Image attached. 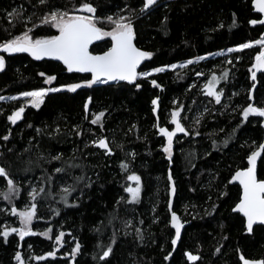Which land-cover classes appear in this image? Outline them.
<instances>
[{
	"label": "trees",
	"instance_id": "1",
	"mask_svg": "<svg viewBox=\"0 0 264 264\" xmlns=\"http://www.w3.org/2000/svg\"><path fill=\"white\" fill-rule=\"evenodd\" d=\"M83 2L49 0L40 5L39 0H0V42L39 24V18L52 8L75 12ZM88 2L97 8L103 29H109L106 16L117 18L137 10L135 43L153 53L138 72L206 58L140 78L139 89L126 82L96 83L74 93H49L38 109L25 106L20 99L0 101V166L19 190L11 202L0 195V232L20 228L12 207L23 211L37 204L31 225L36 235L21 240L11 233L7 242L0 235V264H17V252L24 264H240L241 255L264 260V227L255 226L252 234L247 233L243 218L232 210L240 189L229 184L234 172L246 168L247 157L263 140L262 118L250 116L245 121L242 110L249 104L264 107V72H258L255 81L250 75L255 56L264 47L254 43L243 51L212 56L263 39L264 24L249 21L263 20L264 14L256 12L253 0H158L142 15L138 11L142 0ZM14 9H22V16H10ZM34 31L38 37L58 34L48 25ZM108 47L109 39H105L91 52L99 54ZM0 55L6 62L0 72V96L91 79L26 53ZM224 72L228 76L217 85V91L223 92L217 104L205 88L213 74L219 78ZM48 75L57 79L45 84ZM152 79L159 88L152 86ZM88 97L92 103L85 112ZM156 98L159 125L171 130V113L180 110L181 123L189 133L173 138L171 159L163 151L167 138L156 131L151 103ZM21 106L25 107L23 118L13 125L7 117ZM100 112L105 114L101 123L92 124ZM5 135L8 140L3 139ZM101 138H106L111 153L94 144ZM56 168L63 171L58 173ZM169 172L174 195L170 194ZM132 174L140 177L136 202H129L125 191ZM257 176L264 179V153ZM69 186L72 189L64 193ZM33 188L38 191L35 201L29 195ZM41 188L44 192H39ZM5 192L6 180L0 177V194ZM173 212L183 224L175 246L171 244ZM49 228L51 239L42 235ZM61 232L64 236L58 245L55 237ZM77 243L80 250L73 255ZM108 247L112 253L100 260ZM48 252L55 256L36 259ZM186 253L200 259L189 261Z\"/></svg>",
	"mask_w": 264,
	"mask_h": 264
},
{
	"label": "snow or ice",
	"instance_id": "2",
	"mask_svg": "<svg viewBox=\"0 0 264 264\" xmlns=\"http://www.w3.org/2000/svg\"><path fill=\"white\" fill-rule=\"evenodd\" d=\"M49 0H39L40 5L48 4ZM158 4V0H142V7L138 9L139 13L142 15L149 12L153 6ZM253 6L256 12L264 14V0H253ZM126 9H121L125 11ZM136 9H132L129 15H119L117 18L113 16H106L104 19L112 25L110 31H105L103 27L99 26L102 23L101 17L97 16V8L88 0H85L75 12L81 14H70L67 10H62L59 7L50 9L45 15L39 18V24H33L32 28H28L20 35H16L10 39L0 42V52L14 54V53H27L33 59L39 61L45 58H50L53 60L61 61L66 67L67 71L72 73H90L91 79L85 80L83 83H72L61 85L59 87H39L31 91H23L19 96H10L7 99L19 100L21 97L25 98L27 103L33 108H40L44 103L45 97L49 93H57L61 91L76 92L77 89L88 87L91 88L96 83L108 84L109 82H127L133 85L137 89L141 87L140 83H137L138 79H147L156 73H162L167 68L175 69L178 67L175 64L170 66L155 67L151 71H137L138 68L147 60L153 57V53L142 50L137 47L135 41L137 40V33L134 28V13ZM86 13V14H85ZM10 16L19 18L22 16V9H14ZM167 17H165V20ZM28 22H31V17L28 18ZM250 24H264V20L253 19L249 21ZM41 25H48L56 30L58 34H50L45 36H36L35 29ZM105 38H109L110 47L101 54H93L89 49L94 42L104 41ZM259 44L264 47V39L257 40L255 42L241 43L235 48H228V52H239L244 49H249L253 47V44ZM223 55V53H220ZM211 55V54H210ZM206 57L198 56L195 60L189 59L185 64L179 65L183 68L187 65H192L200 60H204ZM5 58L0 55V72L5 70ZM231 63V60L228 61ZM252 73V80L257 79V72H264V51L259 52L255 56V63L250 69ZM41 77L45 76L44 72L39 73ZM197 75H203L202 73H197ZM228 76L227 72H224L221 77H217L215 74L212 75L211 79L208 81L205 93L209 97H213L217 104L221 103V98L223 95L222 91H217V85L221 79H226ZM57 77L55 75H48L45 79V84H51L55 81ZM153 87L159 88L160 85L155 79L151 80ZM255 85H253V88ZM252 97L249 96V99ZM6 97L0 96V101L5 100ZM92 103V97H88L87 101L84 103L85 112L88 111L89 105ZM153 112H155L159 105V98L152 100ZM25 112V107L21 106L17 110L13 111L11 115L7 117L11 124L15 125L19 120L23 118ZM105 114L100 112L91 121L92 124H100L102 117ZM181 112L180 110H175L171 113V124L174 125V130H169L167 127H160L157 124L159 133L167 138V145L163 148V151L168 154V158L171 159L173 138L176 137L177 133H184L188 135L186 128L182 125L180 120ZM242 116L245 121L249 119L250 116L264 117V107H256L249 104L246 108L242 110ZM199 135V133H197ZM4 140H8L9 136L5 135ZM94 144L101 148L106 149L108 153H111L109 144L106 138H101L98 141H94ZM264 153V144L258 146L257 150L251 152V155L247 157L248 166L242 170L235 172L234 176L231 178L229 183L238 182L242 188V193L239 198V202L232 209L233 212L242 214L246 220V231L248 234L254 232V226L260 225L264 226V179H258L257 176V159L261 157ZM134 155V154H133ZM55 160H60V156L53 157ZM122 168L127 169L126 164L121 165ZM56 172H62V168H56ZM0 177L6 180L7 192L0 195L3 199L11 202L14 195L18 194V189L16 187L15 181L10 178L8 171L4 167H0ZM82 179V178H77ZM129 181H133L136 187H127L125 191L131 194L133 201L137 199L140 193V177L136 174L129 175L127 177ZM168 180L170 182V194L174 195L176 192L175 183L173 181L171 172H169ZM72 186L65 187L63 189L64 193H69ZM39 192H44V189H39ZM31 199L35 201L37 199L38 191L33 188L29 193ZM65 199L66 196L62 197ZM171 207V205H170ZM11 213L18 216L22 227L20 228H10L5 229L0 232V235L4 237L5 242L11 233H17L21 240L26 236L36 235L32 231L33 219L37 216V204L31 203L29 207H26L23 211H17L16 207H12ZM171 226L175 229V237L171 240V244L175 246L181 238V229L183 224L180 222V218L175 212L171 215ZM52 229L49 228L47 231L42 233L45 237L51 239L49 233ZM64 233L61 232L55 237L56 243L59 244L62 241ZM226 239V237H225ZM80 250V244L77 243L76 247L73 249V255H75ZM220 249H217L219 252ZM112 253V248L108 247L106 251L99 257L100 260H106L107 257ZM171 253L169 254V256ZM187 259L189 261H197L200 257L193 255L192 253H186ZM55 252H48L46 256H38L37 260H45L47 257H54ZM169 256H166L167 260ZM16 261L19 264H24L21 254L19 252L15 255ZM242 264H264V260H250L246 259L244 255L240 256Z\"/></svg>",
	"mask_w": 264,
	"mask_h": 264
},
{
	"label": "water",
	"instance_id": "3",
	"mask_svg": "<svg viewBox=\"0 0 264 264\" xmlns=\"http://www.w3.org/2000/svg\"><path fill=\"white\" fill-rule=\"evenodd\" d=\"M263 20H264V17H263ZM101 41H97V42H94L93 43V45H91L90 46V51H91V48L94 46V45H97V44H99ZM15 54V53H14ZM27 54V53H26ZM99 54H101V53H99ZM29 55V54H28ZM30 56V55H29ZM41 61H52V62H56V63H58V64H60L63 68H65L66 69V67L63 65V63L61 62V61H57V60H53V59H50V58H45V59H43V60H41ZM143 65V64H142ZM141 65V66H142ZM140 66V67H141ZM140 68H138L137 69V71L139 70ZM67 70V69H66ZM72 73H74V74H79V75H89L90 77H91V74L90 73H75V72H72ZM123 82V81H122ZM112 83H116V82H109V84H112ZM127 83V82H126ZM154 107V106H153ZM158 111H159V106H158V108H157V110L155 111V112H153V109H152V113H153V116H154V118H155V120H156V131L158 132V135L160 136V137H163L160 133H159V131H158V127H157V124H159V120H158ZM260 118H262V122H261V128H262V130H263V140H262V142H261V144H264V117H260ZM160 126V125H159ZM161 127V126H160ZM260 144V145H261ZM258 149V148H257ZM257 149H255V150H257ZM251 155V154H250ZM261 156H262V154H261ZM260 158L261 157H259L258 159H257V165H258V162H259V160H260ZM248 166V162H247V159H246V167ZM1 167V166H0ZM234 174H235V172L233 173V175L231 176V178L234 176ZM231 178H230V180H231ZM229 180V181H230ZM230 185H237L238 187H239V189H240V195H241V193H242V188H241V186L239 185V183L238 182H232V183H229ZM239 202V201H238ZM235 213V212H234ZM236 214H238L240 217H242L243 218V220H244V225H246V220H245V218L242 216V214H239V213H236ZM255 226H260V225H255ZM254 226V227H255ZM262 227H264V226H262ZM245 229H246V227H245ZM240 264H242V261H240Z\"/></svg>",
	"mask_w": 264,
	"mask_h": 264
},
{
	"label": "rangeland",
	"instance_id": "4",
	"mask_svg": "<svg viewBox=\"0 0 264 264\" xmlns=\"http://www.w3.org/2000/svg\"><path fill=\"white\" fill-rule=\"evenodd\" d=\"M69 13H70V14H73L74 12H69ZM75 14H81V13L75 12ZM85 14H86V13H85ZM107 26H109V29H104V30H105V31H110L112 25H111L110 23H108ZM107 28H108V27H107ZM52 29H53V28H52ZM54 30H55V29H54ZM55 31H56V30H55ZM105 39H109V38H105ZM263 39H264V38H263ZM220 53L228 54V53H230V52H228L227 50H225V51H223V52H218V53H216V54H214V55H212V56H218V55H221ZM194 60H195V59H194ZM185 63H186V62L178 63V64H175V65H177V66L179 67V65H181V64H185ZM178 67H176V68H178ZM167 69H172V68L169 67V68H167ZM250 69H252V67H251ZM257 73H258V72H257ZM250 75L252 76L251 71H250ZM15 96H19V95H15ZM9 97H10V96H9ZM5 100H10V99H7V97H6ZM20 100L23 102V104H24L25 106H27V105H28V106H31L30 104L27 103V101H26L25 98L21 97ZM170 122H171V118H170ZM174 127H175V126L173 125V128H172L171 130H174ZM129 186L135 188V187H136V184H135V182H133V181H129L128 187H129ZM140 189H141V187H140ZM127 195H128V200H129V202H136V201L139 199V196H138L137 199H136L135 201H133L131 194L127 192ZM139 195H140V193H139ZM17 217H18V216H17ZM18 219H19V218H18ZM19 222H20V220H19ZM20 227H22L21 223H20ZM58 245H60V243H59ZM17 264H19L18 261H17Z\"/></svg>",
	"mask_w": 264,
	"mask_h": 264
}]
</instances>
